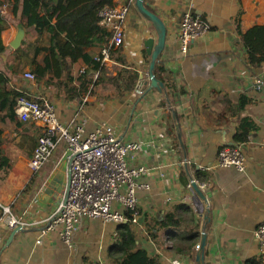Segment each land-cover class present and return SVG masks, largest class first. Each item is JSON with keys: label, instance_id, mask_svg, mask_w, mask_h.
Here are the masks:
<instances>
[{"label": "crops", "instance_id": "0c3cea01", "mask_svg": "<svg viewBox=\"0 0 264 264\" xmlns=\"http://www.w3.org/2000/svg\"><path fill=\"white\" fill-rule=\"evenodd\" d=\"M128 2L113 0V5ZM144 5L167 29L159 61L171 82L168 90L149 88L151 56L145 42L152 38L156 44L158 35L134 3L124 24L122 56L126 66L138 72L137 83L143 80L148 91L140 98L132 92L118 96L114 86L99 83L92 93L71 100L65 84L78 86L76 78L71 82L64 75L58 81L60 88L24 77L43 56L33 62L32 47L47 46L48 36L25 26L21 14H14L13 6L0 0L1 38L6 46L0 71L9 80L8 88L46 97L64 124L85 119L87 132L109 124L124 140L141 143L129 166L144 168L137 181L148 185L137 191V224L84 220L72 247L57 231L42 236L43 223L68 189L66 145L61 144L34 172L29 163L41 125L18 116L17 121L0 122L2 154L10 160L7 170L0 171V264H114L109 250L125 224L135 235L137 248L159 264H245L259 259L253 233L264 222V63H250L239 29L244 33L264 26V0H144ZM187 12L199 14L211 30L182 55L179 27ZM100 50L97 46L88 53L98 55ZM83 65L80 61L73 68L80 66L83 72ZM11 66L19 69L14 67L13 73ZM126 66L113 58L106 63L112 75ZM243 119L253 128L248 140L240 143L247 159L242 174L233 167H217L216 162L222 147L236 145ZM193 179L206 184V190L199 189L205 197L197 198L188 188ZM4 207L23 222L13 237L15 229L7 226ZM166 216H172L176 226L163 227ZM202 242V254L208 259L195 251Z\"/></svg>", "mask_w": 264, "mask_h": 264}, {"label": "built area", "instance_id": "2783aa9c", "mask_svg": "<svg viewBox=\"0 0 264 264\" xmlns=\"http://www.w3.org/2000/svg\"><path fill=\"white\" fill-rule=\"evenodd\" d=\"M135 2L129 0L124 6L105 7L99 12L100 23L112 32V38L110 47L104 48L97 60L104 64L112 61L111 47L117 49L123 46L124 24ZM210 30L211 26L199 14L185 13L179 27L180 54L186 55L191 43ZM98 76L96 74L95 77ZM24 77L29 81L36 80L35 74L30 71L25 72ZM147 80L150 85L149 74ZM258 83L260 85L262 82L258 80ZM146 88L142 80L132 95L140 98L145 95ZM15 111L23 122H33L42 127V134L29 163L32 171H39L61 144L66 145L68 189L63 201L43 223L42 236L57 231L61 240L72 247L74 236L84 220L98 219L117 225L138 223L140 211L137 191L148 185L137 180L146 170L130 167L129 160L140 152L141 143L124 140L109 124H102L91 132H87L85 119L79 123L64 124L58 119L53 103L42 95L23 93L17 99ZM216 163L217 167H233L245 173L247 159L242 145L222 147ZM195 185L199 189L207 188L206 184H199L195 179L191 180L188 188L192 191ZM3 212L10 229L22 227L23 222L10 214L9 208L4 207ZM128 213H131L130 216ZM253 236L259 247V255L264 258V222L257 226ZM41 242L39 239L37 244ZM195 251L203 252L202 243L195 246ZM202 255L204 259L209 258L208 254Z\"/></svg>", "mask_w": 264, "mask_h": 264}, {"label": "trees", "instance_id": "16d2710c", "mask_svg": "<svg viewBox=\"0 0 264 264\" xmlns=\"http://www.w3.org/2000/svg\"><path fill=\"white\" fill-rule=\"evenodd\" d=\"M7 3L13 6L14 14H21L25 26L33 28L39 36L47 33L49 40L47 46L32 47L33 62L43 53L41 61L36 64L33 71H30L35 74L38 82L45 81L46 86L62 88V82L58 81L64 75H67L71 82L77 79L78 86L65 84L67 99L71 100L92 93L99 83L114 86L118 96L130 93L137 87L138 72L126 66L122 47L110 49L111 57L126 66L118 70L116 75H112L101 60H97L101 57V51L110 47L112 38V32L100 25L99 12L105 7H114L113 0H7ZM2 23L3 17L0 16V55L6 52V46L1 38ZM239 32L250 63L257 66L263 64L264 26H255L244 33L239 29ZM97 46L101 48L98 55L88 53L89 48ZM80 61L86 66L84 72L80 71V66L73 68ZM14 67H10L13 73L16 72L15 69H19ZM165 72L163 64L158 61L154 74L166 91L171 82L167 81ZM96 74L99 75L97 78ZM8 84L9 80L5 73L0 71V122L17 121L15 107L17 99L23 94L9 89ZM148 89L146 88V92ZM252 128L251 122L244 119L241 121V127L235 135L236 145L248 140ZM1 135L0 130V171H5L10 160L2 154ZM128 214L130 216L131 213ZM128 224L121 225L120 239L110 248L109 258L114 264H159V260L151 257L146 250L137 248L136 237ZM162 226H176V223L172 216H166ZM245 264H264V258L250 259Z\"/></svg>", "mask_w": 264, "mask_h": 264}, {"label": "water", "instance_id": "95a60500", "mask_svg": "<svg viewBox=\"0 0 264 264\" xmlns=\"http://www.w3.org/2000/svg\"><path fill=\"white\" fill-rule=\"evenodd\" d=\"M135 7L138 8V10L141 12V14L149 20L151 23H153L157 35H158V40L157 43L155 44V40L150 38L145 42V48L147 53L151 56V63H150V88H155L158 90L163 89V84L155 77L154 74V69L156 66V63L159 61V57L161 53L163 52L165 45H166V35H167V29L166 26L164 25L163 21L153 12L148 10L146 6L144 5V0H136L135 2ZM193 193L197 198L205 197L199 190L198 186L195 185L193 189ZM20 228H17L13 231L12 237L14 234L17 232V230ZM203 245V242H202ZM204 248V245H203ZM200 256L203 255L202 253H199Z\"/></svg>", "mask_w": 264, "mask_h": 264}]
</instances>
